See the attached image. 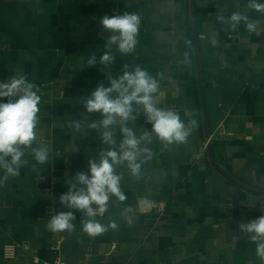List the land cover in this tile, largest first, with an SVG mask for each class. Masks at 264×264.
Wrapping results in <instances>:
<instances>
[{
	"label": "crops",
	"instance_id": "0c3cea01",
	"mask_svg": "<svg viewBox=\"0 0 264 264\" xmlns=\"http://www.w3.org/2000/svg\"><path fill=\"white\" fill-rule=\"evenodd\" d=\"M247 5L0 0V81L26 74L39 86L38 142L50 148L45 164L27 152L17 176L0 169V264H53L59 257L67 264H260L239 228L264 206V12ZM126 11L141 16L135 50L122 55L113 45L116 57L108 68L87 65L89 55L105 51L101 17ZM234 11L246 13L257 31L243 22L233 29L227 19ZM125 64L145 68L158 81V106L185 123L196 120L197 127L183 144L153 135L139 179L118 168L126 200L112 196L105 216L96 217L115 221L117 229L91 237L82 230V214L72 210L71 233L49 231L51 216L68 211L59 202L66 181L88 172V160L106 147L98 132L73 129L71 121L86 117L80 98L101 82L108 86V77L121 75ZM135 114L128 126L139 137L151 124L142 109ZM100 118L87 116L89 122ZM120 138L117 130L118 143ZM142 199L164 204L159 219L140 213ZM7 245L17 247L14 260L4 256Z\"/></svg>",
	"mask_w": 264,
	"mask_h": 264
},
{
	"label": "clouds",
	"instance_id": "9594fccd",
	"mask_svg": "<svg viewBox=\"0 0 264 264\" xmlns=\"http://www.w3.org/2000/svg\"><path fill=\"white\" fill-rule=\"evenodd\" d=\"M247 7L264 12V3L259 0H248ZM221 20L224 17L221 16ZM227 22L235 29L244 23L250 32H256V24L249 20L246 13L234 11ZM104 32L108 33L105 51L97 58L89 55L87 65L108 68L113 64L115 55L112 46L122 55L131 54L138 43L141 16L136 12H124L112 16L104 15L100 19ZM159 84L145 68L138 64L130 67L125 64L118 77H108V86L98 84L87 97L80 102L86 109V117L71 121L73 129L86 135L85 128L100 134V142L105 145L97 157L88 160V172L78 171L74 177L66 181L68 189L59 197L64 209L52 215L47 228L52 232L71 233L75 225L74 211L82 214L81 224L84 233L91 237L103 235L109 229L115 230V221L108 224L96 219L108 210L110 197L119 201L126 200L121 188L122 175L118 168L126 167L129 174L139 179L142 164L151 158V150L147 146L153 135L166 144H183L197 127L196 120L187 123L181 120L178 113L158 106L155 94ZM39 86L29 81L26 74H13L6 81H0V169L5 175H19L21 167L27 164L24 159L31 152L37 164H45L49 160L50 148L46 143L38 142V125L41 96ZM140 108L151 129H145L139 137L129 127L130 121L137 119L136 112ZM98 114V120L87 119V116ZM117 130L120 133L117 142ZM37 144L36 147H33ZM144 145V146H142ZM145 154L144 159L141 155ZM252 205L250 204L249 207ZM240 232L250 244H254L255 255L260 264H264V215L239 224Z\"/></svg>",
	"mask_w": 264,
	"mask_h": 264
},
{
	"label": "built area",
	"instance_id": "2783aa9c",
	"mask_svg": "<svg viewBox=\"0 0 264 264\" xmlns=\"http://www.w3.org/2000/svg\"><path fill=\"white\" fill-rule=\"evenodd\" d=\"M219 131L223 132V126L220 127ZM111 200H112V197H110L108 206L110 205ZM139 211L143 215H154L157 217V219H159L161 217V213L164 211V204L149 202L145 199H142L139 203ZM105 214L106 212L103 214V216H100L99 214L97 216L103 218ZM260 215H264V206H263V210ZM62 244H63V239L58 238L56 241V245L54 247L55 250L59 252L61 250ZM115 249H116V246L112 248V250H115ZM16 252H17V247L15 245H7L4 248V256L8 260H14L16 257ZM34 261L35 263L39 262L37 258H35ZM53 264H67V263L62 259V257H59L55 260Z\"/></svg>",
	"mask_w": 264,
	"mask_h": 264
},
{
	"label": "water",
	"instance_id": "95a60500",
	"mask_svg": "<svg viewBox=\"0 0 264 264\" xmlns=\"http://www.w3.org/2000/svg\"><path fill=\"white\" fill-rule=\"evenodd\" d=\"M206 138H207V140L209 139V133H208V130H206ZM210 147V146H209ZM209 147H208V149H209ZM210 150V149H209Z\"/></svg>",
	"mask_w": 264,
	"mask_h": 264
}]
</instances>
